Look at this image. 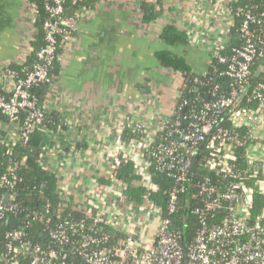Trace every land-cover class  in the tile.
<instances>
[{"label": "built area", "instance_id": "1", "mask_svg": "<svg viewBox=\"0 0 264 264\" xmlns=\"http://www.w3.org/2000/svg\"><path fill=\"white\" fill-rule=\"evenodd\" d=\"M44 1L49 18L42 26L45 46L37 53L42 63L34 65L24 77L8 66L0 74L14 82L12 91L0 95V111L13 123H17L21 113L28 112L22 133L18 136L23 142H27L29 135L44 122V112L39 109L38 100L30 88L41 84L55 86L49 68L59 46L64 48V52L71 53L81 22L94 14L87 8H80L69 15L64 7L65 0ZM242 1L236 0L232 6L233 11L242 17V46L235 48L231 56L213 55L220 64L228 65L223 74L232 81L229 92L204 104L202 111L192 116L191 122L185 123L174 111L172 115L161 118L156 131H151L150 125L144 121L124 124V130L128 128L142 135L139 142L145 143L148 153L153 150L159 172L180 184L168 194V216L161 215L154 222L156 228L145 231L141 221L146 218L137 217V212L143 214L148 208L161 214V208L154 203H131L126 209L119 206L118 211L108 218L67 204L59 191L65 203L58 210V216L71 209L80 212L83 218L61 220L51 225L47 216L27 214L23 223L27 227L33 222L43 224V233L52 245L45 248L34 243L23 227L9 231L5 236V249L0 252V264H264V210L257 215L252 213L254 188L264 194V83H259L251 91L248 86L252 66L263 55L260 50L262 41L256 38L253 30L255 27L264 30V22L254 8L240 7L238 3ZM31 6L33 14L30 19L35 26L38 12L34 4ZM25 49L21 63L25 62L29 46L26 45ZM243 97H247V102L255 101L257 108L236 107ZM182 107L185 108L186 104ZM220 118L244 133L224 128L218 122ZM165 131L167 138L157 144V133ZM205 143L213 153L208 167L219 179L205 178L195 186L196 196L203 206L192 212L199 217L200 227L194 239L187 244L180 232L170 228L171 216L178 210L180 195L186 191L185 184ZM240 151L244 152L249 166L246 170L239 168L237 153ZM148 166H151L150 162ZM260 174L262 178L255 181V186L247 183L250 176L257 178ZM18 181L16 175L3 177L0 189L12 190ZM149 190L158 188L153 184ZM7 194L10 195L8 201ZM7 194L0 200V222L19 209L14 196ZM224 210L227 216L222 222L209 224V214ZM120 226L128 230L121 233ZM150 233L153 237L145 239Z\"/></svg>", "mask_w": 264, "mask_h": 264}, {"label": "crops", "instance_id": "2", "mask_svg": "<svg viewBox=\"0 0 264 264\" xmlns=\"http://www.w3.org/2000/svg\"><path fill=\"white\" fill-rule=\"evenodd\" d=\"M31 1L0 0V74L25 56V46L37 34L30 19ZM147 1L159 12L150 24L141 22V0L99 1L97 12L81 22L74 50L63 53L62 75L45 104L60 126L44 132L43 167L59 177L67 204L108 218L119 206L133 204L117 178L120 168L132 162L140 177L135 185L149 189L154 184L149 150L144 142L122 139L124 124L144 121L156 131L180 98L181 75L163 67L156 54L172 51L195 74H202L213 55L235 41L236 0ZM167 25L185 34L187 43L165 44L160 36ZM13 86L12 80L0 76L1 92L9 93ZM19 131L17 124L0 121L8 146L19 141Z\"/></svg>", "mask_w": 264, "mask_h": 264}, {"label": "trees", "instance_id": "3", "mask_svg": "<svg viewBox=\"0 0 264 264\" xmlns=\"http://www.w3.org/2000/svg\"><path fill=\"white\" fill-rule=\"evenodd\" d=\"M100 0H65L64 7L69 15H73L80 8H87L91 12L96 13ZM35 5V9L38 15L35 20V26L38 29V33L34 39L30 42L28 54L25 57V62H13L8 64V68L15 71L19 76L24 77L26 73L32 70L34 65L41 64L37 58V53L45 46V33L42 29L43 23L49 18V14L45 9L44 0H32ZM240 7H252L255 9V13L264 22V0H244L239 2ZM141 22L143 24H150L158 18L159 12L156 11L155 6L151 5L147 0H141ZM241 16H234V19L238 22L235 28H233L234 42L230 48L222 50L221 55L231 56L235 48L242 46L241 40ZM255 27V26H254ZM256 38L262 41L260 50L263 55L259 57L252 66V77L248 82L250 91L259 83H264V30L255 27L253 30ZM79 34V30L77 35ZM161 40L173 47L180 44L187 43V36L181 33L176 27L167 25L161 33ZM64 48L59 46L58 53L49 68V74L52 80L55 82L56 78L62 75V55ZM157 59L161 65L166 69L179 73L183 79L181 86V94L176 107V116L181 117L186 122H191L192 116L199 114L204 104L219 98L222 95H226L231 87L232 81L226 77L223 73L226 71L228 65L220 64L217 58L212 60V63L207 68L205 73L195 74L191 67L187 64L186 60L172 51L163 50L156 54ZM258 73V75H257ZM195 79L198 82H195ZM52 89V85L41 84L39 86H32L30 92L38 100L39 109L44 112V122L41 126L29 135L27 142L19 140L15 145L8 146L6 143V136L0 133V179L3 177L13 178L16 175L19 179L14 189H0V200L5 198L7 193H10L15 198V203L19 209L9 214L3 222H0V252L5 249L6 246V233L9 231H16L19 228L29 233L30 239L37 244L48 248L52 245V241L46 234L43 233L44 225L41 223L33 222L28 227L23 223L24 218L30 213H40L47 218H50V224L54 225L58 221L66 219H79L83 218L80 212L68 209L58 216V210L64 206V200L60 195V180L54 173H51L45 169L42 165V159L45 156L46 148L44 132L47 129L58 128L60 126L59 121L55 117L54 113H49L45 104L48 99V94ZM216 90V92H215ZM6 92H1L0 95H7ZM186 104L183 108L182 105ZM236 107L251 108L255 110L257 103L247 102V97H243V100L238 101ZM28 112L21 113L17 123L22 133V127ZM0 121H10L9 118L0 111ZM11 122V121H10ZM219 124L231 132H241V129L234 128L226 120L219 119ZM167 138V131L157 133L155 142L165 141ZM122 139L126 142L130 140H141L142 135L133 132L131 129L126 128L123 131ZM153 150L148 154V160L151 163L150 175L155 186L158 190H149L143 185L137 186L135 183L140 181L139 174L135 165L130 162L120 168L117 172V178L121 180L125 185V195L128 201L137 205H145L146 203H154L158 205L162 212L163 217L168 216L166 210L167 197L169 192L179 187L180 184L174 182L165 173L159 172L155 159L153 157ZM239 159V168L246 170L249 168L244 152L237 153ZM213 158L211 149L208 148L207 143L203 144L200 148L199 154L196 157V164L191 169L188 180L185 184L186 191L180 195L179 206L177 212L171 216L172 223L170 228L177 232H180L183 236L185 243H190L200 227V219L192 212L196 208L203 206L200 198H198L195 186L205 178L218 180V176L210 170L208 167L209 160ZM260 174L257 178L249 177L248 184L255 186V181L261 179ZM253 196V208L252 213L254 215L259 214L264 210V194L254 188ZM196 196V197H195ZM227 216L224 211L212 212L208 215L209 224H219ZM60 218V219H59Z\"/></svg>", "mask_w": 264, "mask_h": 264}, {"label": "rangeland", "instance_id": "4", "mask_svg": "<svg viewBox=\"0 0 264 264\" xmlns=\"http://www.w3.org/2000/svg\"><path fill=\"white\" fill-rule=\"evenodd\" d=\"M144 216L146 219H142V223H143V228L145 231H153V227H154V222L157 221L161 214L159 211H153V210H149L147 208V210L142 214L137 212V217H141ZM138 221L140 219H137Z\"/></svg>", "mask_w": 264, "mask_h": 264}, {"label": "water", "instance_id": "5", "mask_svg": "<svg viewBox=\"0 0 264 264\" xmlns=\"http://www.w3.org/2000/svg\"><path fill=\"white\" fill-rule=\"evenodd\" d=\"M263 63H264V61H263ZM257 75H258V73H257ZM195 164H196V162H194V164H193V168H194ZM193 168H192V169H193ZM9 197H10V195L7 194V195H6V200H7V201L9 200Z\"/></svg>", "mask_w": 264, "mask_h": 264}]
</instances>
